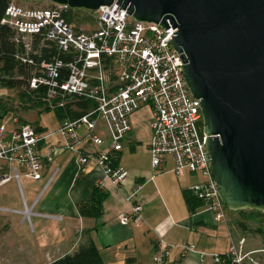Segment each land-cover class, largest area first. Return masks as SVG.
I'll return each mask as SVG.
<instances>
[{"label":"built area","instance_id":"built-area-1","mask_svg":"<svg viewBox=\"0 0 264 264\" xmlns=\"http://www.w3.org/2000/svg\"><path fill=\"white\" fill-rule=\"evenodd\" d=\"M120 7L115 1L91 12L95 27L85 31L68 21L66 14L71 8L66 5L52 3L35 8L10 0L2 23L15 30L16 40H21L27 51L39 40L40 47L62 54L40 63V74L31 78V88L46 86L45 100L52 108L64 106L73 97L90 100L95 106L79 118H65L58 130L51 133L42 132L30 122L18 123L16 118L13 129L0 121V161L12 166V173L0 175V187L12 178L19 181L22 174L41 179L46 163L65 151L76 154L78 169L94 159L102 168L104 179L123 183L129 171L115 161L132 131L131 115L150 106L153 134L149 148L154 172L171 158V171L176 176L185 171L202 176L204 181L193 184L190 190L203 201L201 212L211 214L215 221L223 220L227 206L211 174L206 144L209 135L204 130L201 100L190 91L181 53L171 40L176 28L138 21ZM38 52L39 49L34 51ZM21 58L35 64L28 56ZM83 127L85 132L81 133ZM101 131H105L107 138L102 137ZM55 134L63 142L49 145L46 153H42V144ZM85 141L97 150L84 147ZM102 181L104 185L103 178ZM139 189L138 185L127 198L131 211L119 215L123 225L142 220L143 204L136 198ZM25 214L29 216L28 209ZM182 248L187 252L197 251L195 245L182 244ZM199 253V264L207 256L215 264H226L229 260L242 264L245 257L234 245L226 256ZM169 255L170 248L161 240L155 263H167Z\"/></svg>","mask_w":264,"mask_h":264},{"label":"crops","instance_id":"crops-1","mask_svg":"<svg viewBox=\"0 0 264 264\" xmlns=\"http://www.w3.org/2000/svg\"><path fill=\"white\" fill-rule=\"evenodd\" d=\"M137 112L131 117L135 119ZM13 120L10 129L15 126ZM35 126L39 130L44 128ZM80 132L84 133L85 128ZM50 138L42 144V153H46L49 145L63 142L61 136L54 142ZM83 146L92 145L85 141ZM75 156L74 152L57 155L46 163L39 180L22 174L19 181L12 178L0 187V264H52L74 254L89 240L96 243L105 264H125L130 257L136 259V264H156L154 256L161 249V240L170 248L165 264H199V251L225 254L230 250L233 235L229 219L236 210L225 212V220L215 221L211 214L201 212L202 208L196 213L189 209L185 193L201 181L198 174L185 171L176 176L171 171V158L155 172L151 159L147 167L130 170L122 163L125 155L121 151L115 164L125 167L129 174L123 183L115 184L104 179V172L94 159L78 169ZM2 173H12V166L0 161ZM138 185L136 198L143 204L142 220L123 225L119 215L131 211L127 198ZM96 188L105 194L101 214L82 216L78 206L88 201ZM164 197L171 204L174 198L183 200L188 214L176 219L172 211L166 214L157 209ZM27 209L29 216L25 214ZM225 243L229 244L228 251L220 249ZM182 244L195 245L197 251H184ZM201 263L215 264L210 256Z\"/></svg>","mask_w":264,"mask_h":264},{"label":"water","instance_id":"water-1","mask_svg":"<svg viewBox=\"0 0 264 264\" xmlns=\"http://www.w3.org/2000/svg\"><path fill=\"white\" fill-rule=\"evenodd\" d=\"M48 1L90 12L117 1L138 21L176 28L220 197L230 210L264 211V0Z\"/></svg>","mask_w":264,"mask_h":264},{"label":"rangeland","instance_id":"rangeland-1","mask_svg":"<svg viewBox=\"0 0 264 264\" xmlns=\"http://www.w3.org/2000/svg\"><path fill=\"white\" fill-rule=\"evenodd\" d=\"M16 2L22 6L35 8H44L52 5V2L48 0H16ZM90 17L91 20L81 19L78 23L85 31H89L95 27L94 19H92L93 16L90 15ZM38 99L43 102V104L38 105L35 101H30L28 99L22 100L18 90L0 84V121L9 124L12 122L13 118H18L21 122H30L35 125L43 126L44 128L41 131L44 133L54 132L58 129L59 118L54 109L44 110L47 105H50L48 100L44 98ZM152 121V109L150 106H144L139 109L135 119L131 117L132 132L128 138L124 140L122 150L125 155L122 159V163L127 169L132 170L134 168L147 167V162L151 159L149 145L153 134L151 126ZM101 135L103 138H107L105 131H101ZM58 137H60L58 134L51 136L50 141L54 142L55 138ZM55 144L57 143L52 145ZM91 149H94L93 145ZM198 176L201 181H204L202 176ZM23 182H25V179ZM165 201L161 200L159 204L160 207L157 206V209H161V211L166 214L172 211L176 219L177 216L181 217L188 214L187 207L183 200H175L174 198L173 204L167 201V198H165ZM240 210H236L233 217L230 216L229 219V228L233 235L231 246L234 245L237 250L243 252L245 256L243 264H264V211L255 216L250 213L251 209ZM229 211L230 209L227 208L226 212ZM223 220H225V218ZM220 249L222 251H228L229 244L225 243Z\"/></svg>","mask_w":264,"mask_h":264},{"label":"trees","instance_id":"trees-1","mask_svg":"<svg viewBox=\"0 0 264 264\" xmlns=\"http://www.w3.org/2000/svg\"><path fill=\"white\" fill-rule=\"evenodd\" d=\"M10 0H0V84L18 90L20 98L35 101L38 105L43 104L38 98L47 97V87L39 86L38 89H32L30 86L31 78L38 72L40 63L44 60H50L52 56L62 57V54L56 50L49 49L45 46L40 47V41L33 42V48L27 51L24 43L17 41V35L13 28L2 23L5 10ZM91 12L83 9H69L66 16L68 21L77 24L81 19L91 20ZM82 17V18H81ZM92 19H94L92 17ZM38 53L34 51L38 50ZM28 56L35 61V64L23 61L21 57ZM95 106L90 100L73 97L67 100L64 106L52 108L47 105L44 110L54 109L59 120L62 121L69 117L72 119L79 118L89 109ZM186 201L192 213H196L203 206V201L197 198L192 192L187 191ZM104 193L94 190L91 198L88 201L81 202L78 206L82 216L98 217L102 210V201ZM240 211H243L242 209ZM262 211L251 209L250 213L255 216ZM222 256L228 253L221 254ZM52 264H105L100 249L93 240H89L85 245H82L74 254H68L54 261ZM125 264H136V259L130 257ZM226 264H237L229 260ZM243 264V263H242Z\"/></svg>","mask_w":264,"mask_h":264}]
</instances>
